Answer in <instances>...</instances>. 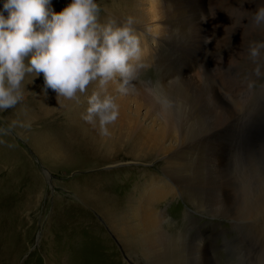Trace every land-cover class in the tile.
<instances>
[{
  "label": "rangeland",
  "instance_id": "obj_1",
  "mask_svg": "<svg viewBox=\"0 0 264 264\" xmlns=\"http://www.w3.org/2000/svg\"><path fill=\"white\" fill-rule=\"evenodd\" d=\"M99 1L96 0L98 4ZM246 2L249 6L243 8ZM263 2L211 0L208 15L215 18L209 16L207 23H192L188 28H181L184 36L176 39L180 48L190 45L187 50L191 57L198 50L205 55L212 54L214 63L211 61L209 71L175 85L172 92H178L186 102L179 121V130L186 139L197 141L201 135L207 137L219 129L221 134L203 149L208 152L223 149L229 153L222 164L211 167L208 177L216 191L211 198L218 200L217 212L222 213V222L214 219L220 223L215 225L213 216L194 213L183 196L158 207L183 231L190 235L195 233L194 238L212 251L208 259L212 261L206 264H264V67L260 75L255 73L257 66L264 65V49L255 63L249 55L252 47L264 44V23L257 24L254 14L245 11L258 4L261 7ZM70 3L71 0H51L50 7L60 12ZM2 9L3 0H0ZM190 36L192 42L187 40ZM207 39L210 42H206ZM146 68L136 80L140 82L134 83L148 93L157 73L152 66ZM42 76L27 74L22 83L23 99L15 107L0 110V228L7 233L0 251L10 249L15 257L13 264H70L72 259H77L76 264L80 259L83 264H120L121 256L129 261V256L114 251V247L121 249L122 244L104 218L97 215L92 201L79 200L76 192L80 188H92L94 194L100 193L110 205L113 195L132 188L138 179L137 170L115 168L111 171H117L116 174L108 175L105 166L87 171L66 170L41 159L30 139H26L29 132L53 136L59 143L66 139L80 143L84 137L83 129L77 128V123L67 115L70 100L65 105H51L52 115L48 114ZM149 104V99L143 103L142 113L156 117V107ZM49 170L52 171L50 177ZM61 252H65L64 255ZM181 264H197L195 253H184Z\"/></svg>",
  "mask_w": 264,
  "mask_h": 264
},
{
  "label": "bare ground",
  "instance_id": "obj_2",
  "mask_svg": "<svg viewBox=\"0 0 264 264\" xmlns=\"http://www.w3.org/2000/svg\"><path fill=\"white\" fill-rule=\"evenodd\" d=\"M210 2L211 0H101L99 3L101 24L109 20L122 24L131 18L132 27L140 41L141 62L144 65L139 70L138 76H141L145 69L147 71L148 66L154 67L157 73V76L152 79L154 81L151 80L148 93L135 84V92L121 95L115 90V85L109 83L102 94L112 95L115 98V102L119 105V116L113 124L108 125L109 134L101 135L98 122L87 124L81 118L88 107L87 97L93 91H100L98 84L93 82L88 86L86 94H78L79 102L70 100L67 109V115L77 123V128L83 129L82 142L75 143L72 139L68 141L66 139V142L59 143L53 136L52 138L36 131L29 132L28 137L26 136V139H30L32 147L40 153L41 159L50 160L62 169L80 168L87 171L105 166L108 175L116 174L117 171H111L115 168L137 170L138 179L133 183L132 188L113 195V203L110 205H107L106 199H103L100 193L94 194L95 191L92 188H77L78 193L76 192V198L79 200L92 201L97 215L104 218L109 230L121 242V249L117 250L114 247V251L121 255L123 252L129 256V261H124L121 256V260L118 259L121 261L120 264H181L186 252L195 253L197 264H206L211 260L208 261L212 251L194 238L195 233L190 235L183 231L171 216L158 207L159 204H165L171 199L183 196L182 198L194 213L210 218L213 216V220L218 219L222 222V213L217 212L218 200L216 197L211 198V194L216 191L211 187L208 177L211 167L222 164L229 153L223 149L211 152L203 149L221 134L219 129L210 136L201 135L202 138L197 141L191 138L186 139L179 130V121L186 102L182 100L178 92H172L175 85L202 76L211 68V53L207 55V52L205 55L204 51L198 50L194 57H191V54H188L190 45H185L188 46V50L180 48L176 40L184 36L181 28H188L192 23L200 25L201 15L209 16ZM244 5L243 8L249 6L247 2ZM262 5L264 6V2ZM258 7H260L259 4L245 11L255 16ZM243 8L240 7L238 10L241 12ZM232 24L235 25V23ZM169 30L173 31L167 34ZM191 39L190 36L187 40L191 41ZM195 48L190 49L196 50ZM220 77L219 79H222ZM41 86L46 95L47 112L50 111L51 105L67 104L69 99L57 97V93L48 88L44 81L41 82ZM244 88L246 89L245 86ZM156 89L159 92H156ZM37 95L40 94L37 93ZM36 99L34 101H37ZM148 99L149 105L156 107V117H151L148 112L146 115L142 113L143 103ZM51 172V170L47 172L48 177ZM43 189L46 190L45 187ZM40 195H43L42 192ZM213 222L215 225L220 224L219 221ZM4 231L0 228V245L5 242L7 233ZM61 253L64 255L65 252ZM14 260L15 257L10 253V249L0 251V263L13 264ZM76 261L77 259H72L70 264H76ZM79 264H83V260L80 259Z\"/></svg>",
  "mask_w": 264,
  "mask_h": 264
},
{
  "label": "clouds",
  "instance_id": "obj_3",
  "mask_svg": "<svg viewBox=\"0 0 264 264\" xmlns=\"http://www.w3.org/2000/svg\"><path fill=\"white\" fill-rule=\"evenodd\" d=\"M50 4L51 0H3L0 110L15 107L23 99L27 74H43L45 85L57 97L77 102L78 94H86L88 86L96 82L100 91L87 97L88 107L81 118L87 124L98 122L100 134L108 135V125L119 116V105L112 95L102 93L109 83L121 95L135 92L134 81L144 66L133 22L129 18L122 24L115 20L101 24L96 0H71L60 12L53 11ZM209 16L202 14L201 22L207 23ZM254 20L264 23V6L258 7ZM262 49L264 44L250 49L254 63ZM261 67L264 65L256 67V75L261 74Z\"/></svg>",
  "mask_w": 264,
  "mask_h": 264
}]
</instances>
